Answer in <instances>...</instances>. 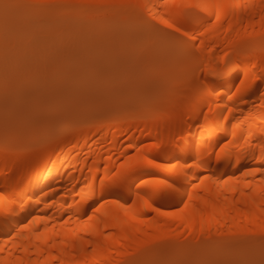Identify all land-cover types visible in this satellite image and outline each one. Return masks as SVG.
<instances>
[{
    "label": "bare ground",
    "instance_id": "obj_1",
    "mask_svg": "<svg viewBox=\"0 0 264 264\" xmlns=\"http://www.w3.org/2000/svg\"><path fill=\"white\" fill-rule=\"evenodd\" d=\"M33 2L68 7L39 10V20L23 13L7 32L0 20V42L13 38L17 44L19 35L28 33L31 40L41 32L122 30L157 39L161 54L191 48L188 41L195 40L202 61L196 76L208 87L195 94L180 91L176 103L159 100L172 112L167 119L145 106L141 113L133 106L135 115L123 103L85 119L77 113L81 120L66 112L62 131L54 123L36 141L23 140L27 145L0 135V193L6 198L0 200V264H124L163 247L216 242L221 251L230 243H252L255 239L244 234L264 227V81L252 80L264 71V0H214L222 5L219 19L198 8L165 17L193 33L183 38L157 19L169 11L165 0H133L143 5L139 9L104 7L126 0ZM242 78L241 92L230 100L227 93ZM213 85L224 93L212 95ZM149 140L162 142L160 149H149L155 158L178 163L166 173L175 187L153 198L157 207L182 208L174 215L145 208L140 200L126 209L122 205L131 204L135 185H101L98 178L105 165L119 166L122 152L142 149ZM161 171L143 167L136 176ZM145 241L157 242L143 247Z\"/></svg>",
    "mask_w": 264,
    "mask_h": 264
},
{
    "label": "rangeland",
    "instance_id": "obj_2",
    "mask_svg": "<svg viewBox=\"0 0 264 264\" xmlns=\"http://www.w3.org/2000/svg\"><path fill=\"white\" fill-rule=\"evenodd\" d=\"M100 30H92V35L85 31L43 33L50 38L42 36V32H32L31 40L30 35L28 40L25 38L28 33L19 35L17 44L13 38L10 39L12 44L8 39L0 42V135L11 136L5 135V139L21 138L25 145L48 133L55 124V130L62 131L61 119L69 113H78L85 119L90 114H102L124 104L128 110L131 106L138 107L141 113L146 110L143 108L145 100L157 92L161 93L159 100L163 104L176 103L179 96H183L177 92L171 100L162 91L165 82L178 69L173 70L176 66L170 51L158 53L161 42L146 36L147 39L144 36L143 39L139 34L131 36L122 30L114 33L102 30L101 34ZM125 34L131 40H127ZM135 107L133 114L138 113ZM105 124L99 123V126ZM212 243L185 249L163 247L146 253L140 262L124 264L177 260L259 261L261 258L258 238L253 244L249 241L230 243L221 251L216 242ZM241 243L250 245L245 247Z\"/></svg>",
    "mask_w": 264,
    "mask_h": 264
},
{
    "label": "snow or ice",
    "instance_id": "obj_3",
    "mask_svg": "<svg viewBox=\"0 0 264 264\" xmlns=\"http://www.w3.org/2000/svg\"><path fill=\"white\" fill-rule=\"evenodd\" d=\"M143 5L133 0H126L118 4L107 5L104 7L120 8V9H139ZM68 6L54 5L49 3L33 2V0H0V20L3 21L5 31H9L12 26L21 18V14L29 13V20H39L41 17L38 15L39 10L50 9V8H65ZM96 7V6H89ZM165 7L169 9L162 16H158L157 19L161 20L162 23L169 25L175 30V33L182 34V37H192L193 33L186 31L185 26H180L178 23H174L165 17L175 13L176 15H182L185 12L198 8L205 12H209L210 15H215L217 19L220 17L218 9L222 5L217 4L214 0H165ZM188 43L192 45L191 48H181L172 53L175 66L178 67L179 71L171 76L163 86V93L172 96L177 92L190 89L194 94L199 92L201 89L208 87V85L201 84L198 77L196 76V69L200 67L202 61L199 60V54L195 47V40H189ZM201 75H203V69H201ZM245 73V77H247ZM260 79L264 81V71L261 72L259 78L252 77V80ZM245 84L244 78L241 79L240 85L236 86L235 91L229 90L227 93L229 99L238 97V93L241 92V86ZM214 91L212 95L220 96L224 93L222 87L213 85ZM160 92L151 95L145 100V107L153 112V114L162 117L170 118L172 115L171 110L164 105L159 103ZM228 111H231L229 107ZM227 119V117H225ZM162 142L158 143L157 140H149V143L143 146L142 149L133 151L128 149L126 152L121 153L119 160V166L115 165L113 168H109L107 165L104 167V172L100 179L101 185L106 181L111 184L127 185L134 184L136 188L135 197L132 198L131 204L122 205L126 209H131L137 203V200L143 202L145 208H154L156 212L162 213L163 215H174L182 208L168 210L165 208L157 207L153 201V198L159 195L165 194L169 188L175 187L172 183V178L166 176L167 172L173 171L178 167V163H164L160 159L154 157V152L149 149H160ZM264 147V146H262ZM143 167H151L154 169L162 170L159 174L147 175L144 178L136 176L138 169ZM114 169V170H113ZM135 177V179H134ZM138 181V183H137ZM195 187V185L193 186ZM6 199L3 193H0V200ZM188 200H191V195H188ZM188 200L183 202V207L188 206ZM139 218V217H137ZM146 218V217H145ZM26 226V225H25ZM24 227V226H22ZM161 237L160 239H164ZM244 238L257 239L260 244L261 258L259 261L256 260H242V261H200V260H177V261H160L155 264H264V227L259 230L250 229L244 234ZM12 237H9L11 240ZM185 240L188 238L185 237ZM200 238H197L196 243H199ZM157 241H145L143 247H149L155 244ZM143 264H152V262H143Z\"/></svg>",
    "mask_w": 264,
    "mask_h": 264
}]
</instances>
